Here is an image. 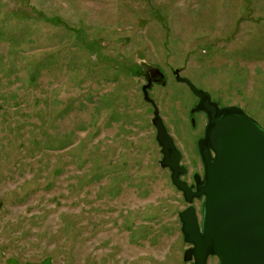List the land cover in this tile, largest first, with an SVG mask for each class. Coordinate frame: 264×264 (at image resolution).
Returning <instances> with one entry per match:
<instances>
[{"label": "rangeland", "instance_id": "1", "mask_svg": "<svg viewBox=\"0 0 264 264\" xmlns=\"http://www.w3.org/2000/svg\"><path fill=\"white\" fill-rule=\"evenodd\" d=\"M137 67L180 70L264 128V0H0V264H189ZM160 87L194 152L193 95Z\"/></svg>", "mask_w": 264, "mask_h": 264}, {"label": "water", "instance_id": "2", "mask_svg": "<svg viewBox=\"0 0 264 264\" xmlns=\"http://www.w3.org/2000/svg\"><path fill=\"white\" fill-rule=\"evenodd\" d=\"M176 80L200 99L194 111H205L209 118L199 143L206 170L197 193L199 199L204 198L203 222L194 206L179 215L184 241L191 245L184 261L208 264L215 257L220 264H264V128L240 107L220 108L212 103L209 93L178 71ZM149 88L144 87L143 93L154 107L152 124L163 155L160 166L171 170L173 185L191 203V190L180 178L181 152L149 97ZM209 101L213 107H208ZM208 150L213 151V157Z\"/></svg>", "mask_w": 264, "mask_h": 264}, {"label": "flooded vegetation", "instance_id": "3", "mask_svg": "<svg viewBox=\"0 0 264 264\" xmlns=\"http://www.w3.org/2000/svg\"><path fill=\"white\" fill-rule=\"evenodd\" d=\"M175 72H176V70L174 72H172L173 76L169 77L167 74H165L164 71H162L161 68L150 67L149 69L144 70L142 67H140V68H138V74L137 75L140 74L141 78L145 80V84L142 86V88L147 87V86L150 87L148 92H149L150 98L154 99L153 98L154 94H152V92L155 90L156 87L159 88L161 86L164 88V87L168 86L169 83L172 82L173 80L177 82ZM179 73H181V72H179ZM183 85H185V84H183ZM188 89H189V87H188ZM191 94L194 97V102H193L192 106H190L191 108L189 109V111L186 114V116H187L186 122H188L190 124V127L195 132L194 137L196 139H195V150H194V152L184 151L183 146H180L177 143V141L175 140V138L174 137L173 138H174L176 148L181 152V162H180L181 168L179 170L180 174H181L180 178L183 182H185L187 184V186L191 190L190 194L192 195V202L188 203L187 200L185 199L184 193L180 192L184 202L186 203V207L183 209V211L186 210L190 206H194L196 209L198 219H199L200 223L202 224V222H203L204 198L199 199L197 196V193L203 187L206 170H205V164H204L202 156H201L199 143L205 137L206 127L209 123V118H208V115L205 111H198V112L194 111L195 108L197 107V105L200 103V99L197 96H195L192 92H191ZM211 101H212V103H214V102L218 103L221 108L226 107L224 105H221L219 101L214 100L212 98V96H211ZM212 103L209 101L208 107H213ZM149 105L153 109V106L151 104H149ZM203 148H204V146H203ZM208 152L211 155V157L214 156L212 150H208ZM166 170H168V172L170 173V176H171V171L169 169H166Z\"/></svg>", "mask_w": 264, "mask_h": 264}, {"label": "trees", "instance_id": "4", "mask_svg": "<svg viewBox=\"0 0 264 264\" xmlns=\"http://www.w3.org/2000/svg\"><path fill=\"white\" fill-rule=\"evenodd\" d=\"M135 73H138V71H135ZM29 83L31 84V85H35L36 86V84H37V79L36 78H32V79H30L29 80ZM30 95H32V94H30ZM13 96H16V95H13ZM15 99H18V97L16 96V98ZM14 101V100H13ZM43 102H45L44 100H43ZM17 103H19V104H22V103H25V104H27V106L25 107V108H32V106H33V108H34V110L32 109L31 110V112H29V113H27V114H25L26 115V117H28V118H30V117H32V115H35V116H37L38 118H39V120H40V122L42 123V124H45L46 122H45V119H46V117H47V113H46V109L47 108H45V109H43L42 110V114H38V110H36V108L39 106V104L41 103V102H39V100H37V99H35L33 102H31V103H27V100L26 99H24V100H22V101H17V102H15L14 104H16L17 105ZM55 106V105H54ZM3 107H0V109H2ZM64 112H65V110H64ZM63 113V112H62ZM24 114H23V116H24ZM44 116V117H43ZM6 122H7V119L5 120ZM18 123V122H17ZM47 132L45 131V130H43L42 131V137H47V134H46ZM40 142L39 141H36L35 142V147H40V144H39ZM50 147V150H52V147H51V145H49ZM21 147H23V145L21 146ZM25 150H26V147H25ZM54 173L56 174V175H60L61 173H62V171H61V169L60 168H56L55 169V171H54ZM47 188H52V184H49L48 185V187Z\"/></svg>", "mask_w": 264, "mask_h": 264}]
</instances>
